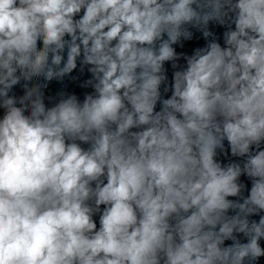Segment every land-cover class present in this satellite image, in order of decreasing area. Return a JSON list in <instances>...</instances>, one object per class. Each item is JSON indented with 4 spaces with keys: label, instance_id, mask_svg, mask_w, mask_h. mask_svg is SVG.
Returning a JSON list of instances; mask_svg holds the SVG:
<instances>
[{
    "label": "clouds",
    "instance_id": "clouds-1",
    "mask_svg": "<svg viewBox=\"0 0 264 264\" xmlns=\"http://www.w3.org/2000/svg\"><path fill=\"white\" fill-rule=\"evenodd\" d=\"M0 264H264V0H0Z\"/></svg>",
    "mask_w": 264,
    "mask_h": 264
},
{
    "label": "water",
    "instance_id": "water-1",
    "mask_svg": "<svg viewBox=\"0 0 264 264\" xmlns=\"http://www.w3.org/2000/svg\"><path fill=\"white\" fill-rule=\"evenodd\" d=\"M199 43L202 45V44H203V41H200ZM194 46H195V45H192V44L187 45L185 50H186V51H191V48L194 47Z\"/></svg>",
    "mask_w": 264,
    "mask_h": 264
}]
</instances>
